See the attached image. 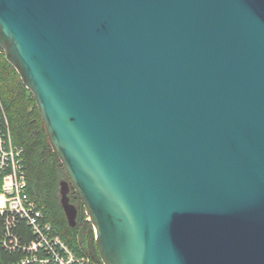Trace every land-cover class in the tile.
I'll list each match as a JSON object with an SVG mask.
<instances>
[{
	"label": "water",
	"instance_id": "water-1",
	"mask_svg": "<svg viewBox=\"0 0 264 264\" xmlns=\"http://www.w3.org/2000/svg\"><path fill=\"white\" fill-rule=\"evenodd\" d=\"M102 264H264V0H0Z\"/></svg>",
	"mask_w": 264,
	"mask_h": 264
},
{
	"label": "trees",
	"instance_id": "trees-1",
	"mask_svg": "<svg viewBox=\"0 0 264 264\" xmlns=\"http://www.w3.org/2000/svg\"><path fill=\"white\" fill-rule=\"evenodd\" d=\"M4 113L12 141L22 149L27 193L42 211L45 221L76 254L102 264L94 242L93 228L75 191L70 187L69 202L77 216L70 227L60 204V183L65 171L52 152L32 94L25 88L15 69L0 49V115ZM21 240L28 238V228L18 223L13 231ZM19 253H8L0 247V264L17 261Z\"/></svg>",
	"mask_w": 264,
	"mask_h": 264
},
{
	"label": "built area",
	"instance_id": "built-area-1",
	"mask_svg": "<svg viewBox=\"0 0 264 264\" xmlns=\"http://www.w3.org/2000/svg\"><path fill=\"white\" fill-rule=\"evenodd\" d=\"M20 222L28 228L25 240L13 232ZM0 247L19 253L18 260L9 264H93L66 245L28 196L22 149L13 143L4 113L0 115Z\"/></svg>",
	"mask_w": 264,
	"mask_h": 264
},
{
	"label": "rangeland",
	"instance_id": "rangeland-1",
	"mask_svg": "<svg viewBox=\"0 0 264 264\" xmlns=\"http://www.w3.org/2000/svg\"><path fill=\"white\" fill-rule=\"evenodd\" d=\"M61 181H66V182H68V178H67L66 174H65L64 177H62ZM69 187H71V185H69Z\"/></svg>",
	"mask_w": 264,
	"mask_h": 264
},
{
	"label": "flooded vegetation",
	"instance_id": "flooded-vegetation-1",
	"mask_svg": "<svg viewBox=\"0 0 264 264\" xmlns=\"http://www.w3.org/2000/svg\"><path fill=\"white\" fill-rule=\"evenodd\" d=\"M70 188V187H69ZM69 192V191H68Z\"/></svg>",
	"mask_w": 264,
	"mask_h": 264
}]
</instances>
